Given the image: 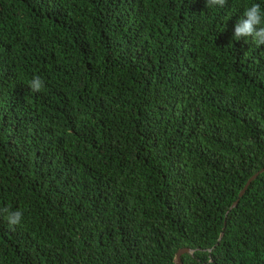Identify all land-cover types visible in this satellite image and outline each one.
I'll list each match as a JSON object with an SVG mask.
<instances>
[{"label": "trees", "instance_id": "trees-1", "mask_svg": "<svg viewBox=\"0 0 264 264\" xmlns=\"http://www.w3.org/2000/svg\"><path fill=\"white\" fill-rule=\"evenodd\" d=\"M253 3L0 0V264H264Z\"/></svg>", "mask_w": 264, "mask_h": 264}, {"label": "clouds", "instance_id": "clouds-1", "mask_svg": "<svg viewBox=\"0 0 264 264\" xmlns=\"http://www.w3.org/2000/svg\"><path fill=\"white\" fill-rule=\"evenodd\" d=\"M207 7L224 8L228 0H206ZM234 37L251 38L255 44H264V10L259 3H253L243 11V18L239 19L234 27ZM32 92H40L45 87V81L40 76H34L28 83ZM8 225L12 228L21 225L24 213L20 209L12 210L10 207L0 208Z\"/></svg>", "mask_w": 264, "mask_h": 264}, {"label": "water", "instance_id": "water-1", "mask_svg": "<svg viewBox=\"0 0 264 264\" xmlns=\"http://www.w3.org/2000/svg\"><path fill=\"white\" fill-rule=\"evenodd\" d=\"M263 168H260L259 170H257L256 172L252 173L243 183L242 187L238 190L237 192V197L231 202V204L229 205V207H233L236 203L237 200L239 198L240 195H242V193L244 192V190L246 189L247 185L249 184V182L257 175L258 172H260ZM222 232H219L218 238L221 236ZM183 252H187V253H191L192 249L187 248V247H180L178 248L173 256V260L175 263L177 264H182L181 260H180V254Z\"/></svg>", "mask_w": 264, "mask_h": 264}]
</instances>
